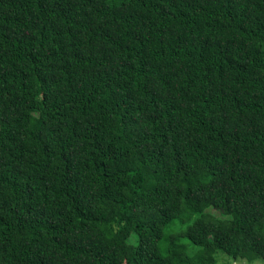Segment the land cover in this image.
Returning a JSON list of instances; mask_svg holds the SVG:
<instances>
[{
	"label": "trees",
	"instance_id": "obj_1",
	"mask_svg": "<svg viewBox=\"0 0 264 264\" xmlns=\"http://www.w3.org/2000/svg\"><path fill=\"white\" fill-rule=\"evenodd\" d=\"M217 249L264 259V0H0V264Z\"/></svg>",
	"mask_w": 264,
	"mask_h": 264
},
{
	"label": "rangeland",
	"instance_id": "obj_2",
	"mask_svg": "<svg viewBox=\"0 0 264 264\" xmlns=\"http://www.w3.org/2000/svg\"><path fill=\"white\" fill-rule=\"evenodd\" d=\"M181 225L176 222V224L172 227L174 230H180ZM179 239L184 243L185 254H191L197 250V246L192 245L189 240L185 236L179 237ZM214 257L216 260V264H264V259L261 257L247 259L240 256L234 257L232 255L227 254L221 249H217L214 252Z\"/></svg>",
	"mask_w": 264,
	"mask_h": 264
}]
</instances>
